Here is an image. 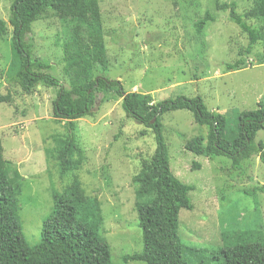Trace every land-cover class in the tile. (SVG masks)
<instances>
[{
  "label": "rangeland",
  "instance_id": "rangeland-1",
  "mask_svg": "<svg viewBox=\"0 0 264 264\" xmlns=\"http://www.w3.org/2000/svg\"><path fill=\"white\" fill-rule=\"evenodd\" d=\"M98 1L106 32V78L119 80L126 92L149 95L154 103L198 96L209 111L228 118L231 126L238 112L254 110L264 101V26L244 17L256 0H219L234 3L247 25L263 26V39L249 54L247 34L230 21L229 10L216 9V0ZM12 3L0 0V20L6 25L0 40V96L11 99L0 104V174L19 175L12 195L20 231L3 229L9 264L21 256L23 241L28 247L39 245L43 222L51 214L52 194L63 193L73 181L97 208L111 264H124L123 256L142 251L135 211L138 199L131 180L140 160L154 151L151 131L125 117L114 88L101 87L92 114L75 121L81 153L74 157L73 167L62 173L51 139L66 133V122L52 114L57 89L38 86L25 95L7 82ZM206 11L215 22L198 36L194 22ZM67 35L66 27L49 13L33 23L27 38L35 57L51 65L45 72L65 88L68 81L62 73L59 44ZM238 60L245 62L244 67L227 71L226 65ZM162 124L169 169L193 187V210H180L178 216L183 255L190 264H222L213 257L222 247L223 233L251 230L264 236V193L255 191L264 185V166L253 157L236 171L225 157L206 158L185 151L188 140L208 133L186 111L165 114ZM259 142L264 144V131L256 134L254 143ZM195 164L198 170H193Z\"/></svg>",
  "mask_w": 264,
  "mask_h": 264
},
{
  "label": "trees",
  "instance_id": "trees-1",
  "mask_svg": "<svg viewBox=\"0 0 264 264\" xmlns=\"http://www.w3.org/2000/svg\"><path fill=\"white\" fill-rule=\"evenodd\" d=\"M218 11L229 10V19L248 37L245 49L249 54L256 43L263 39L264 0H256L254 7L244 17L261 23L259 27L247 25L235 9V4H220ZM58 19L68 30L59 44L62 73L68 87L45 70L51 65L33 53L28 41L32 25L47 14ZM215 17L206 11L194 22L198 36ZM9 25L12 28L10 42L11 62L7 82L30 95L38 86L56 88L52 114L57 121L66 122V133L53 136L55 160L62 173L74 165V157L81 153L75 137V121L89 117L95 106L100 88L115 89L121 99L120 106L127 119L149 129L154 140L153 153L140 160V169L131 183L138 199L135 211L141 231L142 251L123 256L124 264L133 261L145 264H190L183 255L178 236L180 210L192 211L190 192L193 187L180 182L170 171L168 152L163 137L162 117L170 112L186 111L194 123L208 128L205 137L188 140L185 151L201 157H225L233 170H241L242 163L257 157L264 166V144H255L259 131H264V101L257 108L236 114L233 126L225 116L207 109L200 97H176L154 103L149 95L126 92L119 80H108L107 48L105 44L102 14L98 0H13ZM0 20V40L5 32ZM245 62L227 64V71L240 70ZM9 95L0 96V104H9ZM152 120H154L153 123ZM145 135V131L141 132ZM195 164L193 170H198ZM18 173L10 178L0 174V264H9L3 229L20 231L17 220L16 200L12 187L18 181ZM264 193V185L256 188ZM149 197L148 202L141 200ZM50 216L43 222L40 243L28 247L22 242V253L15 264H111L110 246L102 234V221L93 202L86 198L76 182L63 193L51 197ZM20 233V232H19ZM222 247L213 257L222 264H264V236L244 230L221 235Z\"/></svg>",
  "mask_w": 264,
  "mask_h": 264
},
{
  "label": "water",
  "instance_id": "water-1",
  "mask_svg": "<svg viewBox=\"0 0 264 264\" xmlns=\"http://www.w3.org/2000/svg\"><path fill=\"white\" fill-rule=\"evenodd\" d=\"M154 122V120H152V122L151 123H153Z\"/></svg>",
  "mask_w": 264,
  "mask_h": 264
}]
</instances>
